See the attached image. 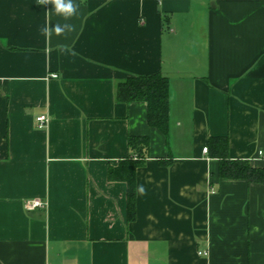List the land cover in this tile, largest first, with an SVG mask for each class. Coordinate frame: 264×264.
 I'll list each match as a JSON object with an SVG mask.
<instances>
[{
	"label": "crops",
	"instance_id": "obj_1",
	"mask_svg": "<svg viewBox=\"0 0 264 264\" xmlns=\"http://www.w3.org/2000/svg\"><path fill=\"white\" fill-rule=\"evenodd\" d=\"M74 3L64 21L0 0V264H264V183L219 177L202 151L226 137L229 160L264 169V0ZM46 21L74 31L46 39ZM154 73L167 136L146 103L115 100ZM130 136L149 144L129 221L127 184L107 172L135 155Z\"/></svg>",
	"mask_w": 264,
	"mask_h": 264
},
{
	"label": "trees",
	"instance_id": "obj_2",
	"mask_svg": "<svg viewBox=\"0 0 264 264\" xmlns=\"http://www.w3.org/2000/svg\"><path fill=\"white\" fill-rule=\"evenodd\" d=\"M115 100L121 103L144 102L147 106V123L165 136L169 124V82L161 73L146 76H133L117 83ZM128 147L135 155L120 161L116 168H109V181H123L127 184L126 209L127 220L135 217L136 184L135 171L144 160V150L149 139L145 136L128 138ZM219 160L218 176L227 179H240L249 183H264V169L254 168L248 161H231L228 158V140L226 137L209 139L207 150Z\"/></svg>",
	"mask_w": 264,
	"mask_h": 264
},
{
	"label": "clouds",
	"instance_id": "obj_3",
	"mask_svg": "<svg viewBox=\"0 0 264 264\" xmlns=\"http://www.w3.org/2000/svg\"><path fill=\"white\" fill-rule=\"evenodd\" d=\"M40 5H49L51 4L52 9L48 10L49 17L54 10L55 14L61 17L64 21H69L72 17L76 16L78 13L79 5L74 3V0H38ZM74 31V25L70 23H56L55 26H52L50 22L45 23V26L41 29L42 34L45 38H49L53 33L56 35H64ZM64 47V46H61ZM140 194H144L145 189L140 186L138 188Z\"/></svg>",
	"mask_w": 264,
	"mask_h": 264
},
{
	"label": "built area",
	"instance_id": "obj_4",
	"mask_svg": "<svg viewBox=\"0 0 264 264\" xmlns=\"http://www.w3.org/2000/svg\"><path fill=\"white\" fill-rule=\"evenodd\" d=\"M51 78H57V75L53 74V75H51ZM48 121H49L48 117L45 115H41V116L37 117L36 118L37 127L40 129L45 127V125L47 124ZM202 151H203V153H207V151H208L207 147H204L202 149ZM42 207H44V204L39 200H30V201H27V203L25 204V208L27 210H33V209L42 208ZM197 254H198V256H203V257L208 255V253L206 251H198Z\"/></svg>",
	"mask_w": 264,
	"mask_h": 264
}]
</instances>
